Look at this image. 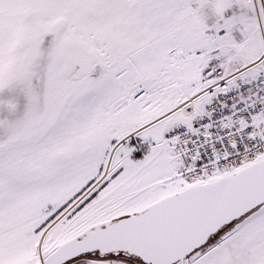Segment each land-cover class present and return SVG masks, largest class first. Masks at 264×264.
Returning a JSON list of instances; mask_svg holds the SVG:
<instances>
[{
	"label": "snow or ice",
	"instance_id": "obj_1",
	"mask_svg": "<svg viewBox=\"0 0 264 264\" xmlns=\"http://www.w3.org/2000/svg\"><path fill=\"white\" fill-rule=\"evenodd\" d=\"M0 264H264V0H0Z\"/></svg>",
	"mask_w": 264,
	"mask_h": 264
}]
</instances>
